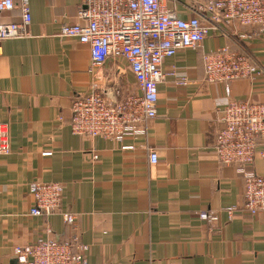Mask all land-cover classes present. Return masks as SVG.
Wrapping results in <instances>:
<instances>
[{"label":"crops","instance_id":"1","mask_svg":"<svg viewBox=\"0 0 264 264\" xmlns=\"http://www.w3.org/2000/svg\"><path fill=\"white\" fill-rule=\"evenodd\" d=\"M28 1L29 36L0 47V123L11 146L0 154V264H19L16 246L71 242L75 235L88 246V264H264V213L244 208L243 177L215 157L218 107L230 97L264 103V32L224 25L196 49L165 59L157 116L144 133L119 141L75 134L72 103L93 92L111 102L140 93L129 62L110 57L94 66L88 45L60 34L63 25L84 21L82 0ZM197 1L163 3L189 18ZM19 13L0 19L15 21ZM219 46L256 66L251 78L231 82L230 97L205 75L204 56ZM150 148L158 152L156 164ZM252 169L264 175V138ZM36 180L62 183V211L76 215L74 225L62 214H30ZM203 210H221L220 218L202 219Z\"/></svg>","mask_w":264,"mask_h":264},{"label":"built area","instance_id":"2","mask_svg":"<svg viewBox=\"0 0 264 264\" xmlns=\"http://www.w3.org/2000/svg\"><path fill=\"white\" fill-rule=\"evenodd\" d=\"M16 8L20 10L17 20L0 19V47L7 39L29 36V1L0 0V15ZM195 11V15L183 18L163 0H82L79 16L84 21L63 25L60 34L88 45L94 66L110 57H124L140 93H131L118 102L109 101L100 92L76 96L72 103V131L119 141L144 133L148 122L158 114V85L164 78L165 59L180 49H196L212 30L224 25L258 27L264 32V0H199ZM204 65L208 82L222 84L228 97L232 81L251 78L256 71L246 54L229 46H219L205 54ZM217 111L221 128L215 144L216 160L236 165L244 181V208L252 215L264 213V175L252 169L256 149L264 138V103L230 97ZM5 126L0 123V154L11 151ZM130 148L133 146H123ZM50 154L51 151L43 152ZM94 157L98 154L94 153ZM149 158L152 164L158 162L155 148H150ZM29 194L31 215L62 214L66 224H75L76 215L62 211V183L36 180L30 183ZM228 213L231 218L233 208H228ZM199 214L202 219L218 220L221 210H203ZM87 249L75 235L71 242L45 238L16 246L14 255L19 264H88Z\"/></svg>","mask_w":264,"mask_h":264}]
</instances>
